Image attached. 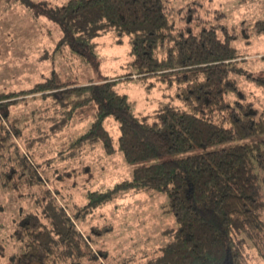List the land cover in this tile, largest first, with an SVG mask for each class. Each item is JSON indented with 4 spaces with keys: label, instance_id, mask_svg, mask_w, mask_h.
<instances>
[{
    "label": "trees",
    "instance_id": "obj_1",
    "mask_svg": "<svg viewBox=\"0 0 264 264\" xmlns=\"http://www.w3.org/2000/svg\"><path fill=\"white\" fill-rule=\"evenodd\" d=\"M34 6L59 38L51 53L43 50L37 59L50 61L46 75L0 89V190L14 206L4 238L15 244L4 264L98 260L103 251L94 248L90 233L99 228L85 235L79 221L130 188L167 193L176 222L139 264H248L251 256L264 264V108L240 88L236 75L243 57L232 45L239 35L264 34V16L244 19L235 30L201 16L198 1L181 8L167 0ZM109 31L117 44L129 38V70L121 77L183 85L177 97L191 110L167 109L147 124L133 114L127 96L115 92L118 79L70 78L76 63L99 69L94 40ZM251 78L264 87V77ZM49 143L57 146L52 157L38 160L37 151ZM96 147L136 164L130 177L81 195V203L63 201L60 188L45 185L42 173L62 167L54 160Z\"/></svg>",
    "mask_w": 264,
    "mask_h": 264
},
{
    "label": "rangeland",
    "instance_id": "obj_2",
    "mask_svg": "<svg viewBox=\"0 0 264 264\" xmlns=\"http://www.w3.org/2000/svg\"><path fill=\"white\" fill-rule=\"evenodd\" d=\"M66 0H0V89L15 88L27 77L38 80L51 69L48 59L38 58L48 50L51 53L55 41L59 38L54 25L46 16L34 13V4L56 7ZM173 8H181L193 1L201 3V16L219 21L228 27L239 30L242 20L254 22L264 16V0H167ZM114 32H108L95 39L98 53L99 69H82L79 64L71 70L69 77L83 80L87 77L117 76L115 92L127 94L140 101L139 91L131 79L121 77L124 66L129 61V43H115ZM248 40V41H247ZM232 45L242 55L238 63L241 72L236 75L240 88L246 93L247 100H251L259 109L264 108V87L251 77H264V34L251 38L241 37L232 41ZM35 62V63H33ZM61 62L56 61L55 68L61 69ZM33 70H32V65ZM15 67H18L17 70ZM63 70V69H62ZM131 77H137L132 74ZM115 79V78H114ZM120 79V80H119ZM12 83V84H10ZM150 98L154 100L161 96L162 91L152 89ZM66 136V132L63 134ZM54 141V140H53ZM59 141V140H58ZM244 141V140H241ZM46 144V143H45ZM39 148L36 156L38 160L52 157L54 144ZM54 156V155H53ZM40 160V161H41ZM62 167L57 170L49 168L43 177L51 188H60L63 201L81 203V195L97 190L105 191L112 182L130 177L136 164L125 163L118 154H108L98 147L94 150L86 149L81 156L69 155L62 160H54ZM90 166L86 172L83 168ZM59 171H68L59 178ZM46 175V176H45ZM25 190L24 192H26ZM73 195V196H72ZM9 196L0 190V264H4L8 254L15 249L12 241L6 242L4 236L11 231L14 216L13 205L7 201ZM28 202L23 203L27 208ZM104 225L105 230H101ZM97 226V232L90 233L91 243L97 250H102L98 260H91L89 264H139L143 262L145 254L155 249L167 239L168 233L176 226L173 214L168 209V195L154 189L133 188L120 191L116 198L88 211L83 221H79V228L86 235L91 227ZM99 253V252H98ZM248 264H262L255 257L249 258Z\"/></svg>",
    "mask_w": 264,
    "mask_h": 264
},
{
    "label": "crops",
    "instance_id": "obj_3",
    "mask_svg": "<svg viewBox=\"0 0 264 264\" xmlns=\"http://www.w3.org/2000/svg\"><path fill=\"white\" fill-rule=\"evenodd\" d=\"M126 40L129 43L128 37H124L123 42H125ZM128 70L129 69H128L127 62H126L124 66V72L126 73ZM116 77H118V75L110 77V78L116 79ZM128 79H131L133 83H138L136 84V87H137L136 89H138V91L140 92L139 93L140 101L139 102L136 101L137 98H133L132 96L129 97L125 93H122V94H125L127 96V99H128V102H129V105L131 107L133 114L141 122L151 124L157 120L156 118L159 114L163 113V111L167 109L179 110V111H184V112H189L191 110L190 106L187 103L183 102L177 97V93L181 89V86L183 85L176 84L175 82L168 83L166 79L162 80V78L160 77L147 78V79H140L139 77H130ZM117 81H116L115 86H117ZM154 88L155 90L157 89L164 90L162 91L161 96L158 97V99L156 100H154L153 98H150L151 95L153 94L152 89Z\"/></svg>",
    "mask_w": 264,
    "mask_h": 264
}]
</instances>
